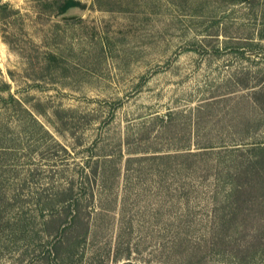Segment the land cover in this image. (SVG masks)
<instances>
[{
	"label": "rangeland",
	"instance_id": "374dc122",
	"mask_svg": "<svg viewBox=\"0 0 264 264\" xmlns=\"http://www.w3.org/2000/svg\"><path fill=\"white\" fill-rule=\"evenodd\" d=\"M69 1L0 0V264H244L204 239L264 141V0Z\"/></svg>",
	"mask_w": 264,
	"mask_h": 264
},
{
	"label": "trees",
	"instance_id": "16d2710c",
	"mask_svg": "<svg viewBox=\"0 0 264 264\" xmlns=\"http://www.w3.org/2000/svg\"><path fill=\"white\" fill-rule=\"evenodd\" d=\"M77 4L74 0H70L64 5V9ZM7 9L8 6L1 7L0 15L6 17L10 12ZM259 94L262 98L258 102L259 106L264 107V85L259 90ZM245 126L249 134L250 118ZM240 144L247 148L238 154L241 160L235 166H230L228 170L234 184L233 193L228 201L214 207L215 218L211 238L207 236L204 240L208 242L210 239L214 244L221 245L224 250L244 264H251L256 260L264 264V141ZM208 153L210 152L205 150L196 154L204 159ZM74 202L76 200L68 202L65 210L72 208ZM77 217L79 215L73 216L72 222L68 223L71 226L80 223ZM45 224L48 225L49 221ZM234 229L239 232L234 233ZM58 248L56 244L48 243L43 251L44 262L49 264ZM197 248L202 249L201 243Z\"/></svg>",
	"mask_w": 264,
	"mask_h": 264
}]
</instances>
